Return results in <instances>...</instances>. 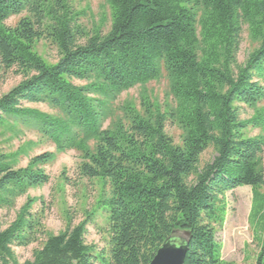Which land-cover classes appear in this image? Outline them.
Returning a JSON list of instances; mask_svg holds the SVG:
<instances>
[{"label": "trees", "instance_id": "obj_1", "mask_svg": "<svg viewBox=\"0 0 264 264\" xmlns=\"http://www.w3.org/2000/svg\"><path fill=\"white\" fill-rule=\"evenodd\" d=\"M106 2L111 17L103 32L78 25L68 0H0V74L21 77L0 97V129L18 124L58 151L79 152V177L101 184L108 233L101 252L85 243L89 217L77 225L66 219L64 230L51 234L29 199L0 227V264H150L175 232L190 234L184 264H235L221 259L215 235L227 192L249 187L261 200L264 189V137L244 136L264 125V115L239 118L240 105L264 101V0ZM13 17L17 23L7 26ZM243 27L258 45L238 64ZM40 42L56 50L54 64L39 56ZM163 73L171 106L163 110L143 96L139 108L124 107L104 127L122 93ZM23 103L46 104L57 115ZM167 124L180 128V143ZM209 148L215 155L201 166ZM23 154L0 153V209L49 183L43 166L50 155L14 168ZM41 238L32 259L19 263L12 247ZM259 242L254 264H264V236Z\"/></svg>", "mask_w": 264, "mask_h": 264}, {"label": "rangeland", "instance_id": "obj_2", "mask_svg": "<svg viewBox=\"0 0 264 264\" xmlns=\"http://www.w3.org/2000/svg\"><path fill=\"white\" fill-rule=\"evenodd\" d=\"M70 8L76 18V23L85 31L101 28L106 32L109 28L111 11L106 0H68ZM19 17L10 18L6 25L15 26ZM83 41H81L82 43ZM258 43L253 39L247 27L242 28L240 46L236 60L243 64ZM37 51L45 61L54 64L58 55L53 46L47 42H40ZM1 75V74H0ZM21 77L14 72L0 76V97L18 85ZM77 86L83 82L73 81ZM144 94V95H143ZM159 105L163 110L172 105L173 99L169 95V82L166 75L146 84L122 93L114 104L104 127L120 117L124 107L130 105L139 108L142 97ZM23 107L37 110L41 113L56 116L57 111L46 104H26ZM264 115V101L257 104L254 109L243 105L239 106L240 120H251L256 114ZM11 126V125H10ZM15 129L9 127L0 129V153L15 155L20 153L14 168H23L35 156L50 155V161L43 166L49 176V183L45 186L29 190L25 196L18 198L13 208L0 209V227L7 228L15 219L19 209L24 203L34 200L33 211L42 217L45 230L51 234H58L65 228L66 219L72 225H77L90 218L84 235L85 243L94 246L98 252L105 251L108 233L106 212L99 205L101 184L97 180L80 178L77 166L81 162V155L75 150L58 151L53 143L43 139L33 129L23 128L18 124ZM13 127V126H12ZM166 133L175 143H180L181 130L178 126L167 124ZM247 138L264 137V125L248 127L244 131ZM92 142L88 143L92 147ZM214 152L207 149L201 156V166L209 163ZM264 163V149L262 154ZM261 200L254 199L253 191L249 187L237 188L225 194L226 210L223 223L216 230L215 239L220 246L221 259L235 264H254L260 252V242L264 236V189H260ZM43 242L41 238L37 243L27 247H12V251L19 263L32 259L33 251L39 249Z\"/></svg>", "mask_w": 264, "mask_h": 264}, {"label": "water", "instance_id": "obj_3", "mask_svg": "<svg viewBox=\"0 0 264 264\" xmlns=\"http://www.w3.org/2000/svg\"><path fill=\"white\" fill-rule=\"evenodd\" d=\"M189 239V233H173L158 249L150 264H184Z\"/></svg>", "mask_w": 264, "mask_h": 264}]
</instances>
